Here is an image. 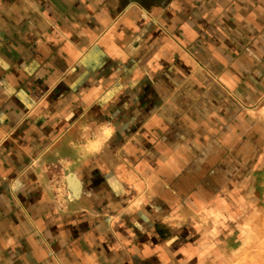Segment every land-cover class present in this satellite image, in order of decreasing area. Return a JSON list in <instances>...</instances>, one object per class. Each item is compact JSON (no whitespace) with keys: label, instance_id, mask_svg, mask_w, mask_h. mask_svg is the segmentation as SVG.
Wrapping results in <instances>:
<instances>
[{"label":"crops","instance_id":"0c3cea01","mask_svg":"<svg viewBox=\"0 0 264 264\" xmlns=\"http://www.w3.org/2000/svg\"><path fill=\"white\" fill-rule=\"evenodd\" d=\"M263 156L264 0H0V264H203Z\"/></svg>","mask_w":264,"mask_h":264},{"label":"rangeland","instance_id":"374dc122","mask_svg":"<svg viewBox=\"0 0 264 264\" xmlns=\"http://www.w3.org/2000/svg\"><path fill=\"white\" fill-rule=\"evenodd\" d=\"M238 177L230 188L234 196L224 198L231 212L219 229L207 230L221 238L215 248L205 246L203 264H264V156L242 165Z\"/></svg>","mask_w":264,"mask_h":264},{"label":"bare ground","instance_id":"6f19581e","mask_svg":"<svg viewBox=\"0 0 264 264\" xmlns=\"http://www.w3.org/2000/svg\"><path fill=\"white\" fill-rule=\"evenodd\" d=\"M252 214V213H251Z\"/></svg>","mask_w":264,"mask_h":264}]
</instances>
